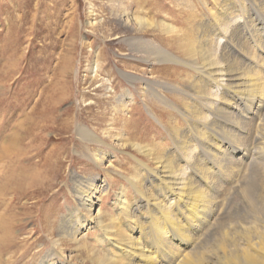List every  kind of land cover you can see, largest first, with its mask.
<instances>
[{"label": "rangeland", "instance_id": "374dc122", "mask_svg": "<svg viewBox=\"0 0 264 264\" xmlns=\"http://www.w3.org/2000/svg\"><path fill=\"white\" fill-rule=\"evenodd\" d=\"M218 1L225 10H219L215 0H0V136L13 130L23 134L16 123L29 113L41 118L42 106L57 121L39 135L44 144L35 143L19 161L24 174L15 200L11 201V194L0 197V237L4 235L3 217L13 214L14 219L7 242H0V264H48L47 259L54 256L56 264H94L98 256L124 261L114 246L100 242L103 232L99 229H84L78 243L59 235L61 221L77 216L90 221L97 216L119 232L129 233L131 218L119 206L123 194L137 214L148 212L135 186L144 190L152 184L146 170L159 168L156 158H175V147L189 127L179 113L188 105L180 98V87L195 76L183 63L190 60L188 38L199 32L197 27L213 25L214 16L224 23L234 17L230 25L236 30L251 21L261 26L264 37L256 11H247V5L237 10L230 0ZM124 9L153 25L134 31L120 20ZM253 43L258 52V43ZM260 44L264 46V39ZM160 51L179 62L159 61ZM8 57L14 59L13 66L2 67ZM125 72L136 80L126 79ZM128 91L132 100L124 110ZM49 101L58 105L51 106ZM263 122L264 116L260 125L251 124L245 131L256 129L250 133L252 150L243 157L242 185L226 177L219 180L217 175L221 185L213 195L221 212L216 221L224 234L253 225L264 232V215L255 217L242 187L243 183L250 185L258 171L250 196L264 204L259 194L264 187V159L255 148ZM80 123L91 126L104 143L83 142L76 133ZM118 138L121 145H117ZM213 139L210 148L216 142ZM144 149L152 155L142 153ZM96 152H105L111 163L107 158L103 164L94 162L92 153ZM192 154L202 153L197 147ZM206 161L213 170L214 163ZM5 162L0 158V182L9 173ZM97 177L104 179L108 191L86 211L81 206L85 179ZM199 182L203 181H195ZM199 187L206 189V185ZM214 230L199 237L198 231H189L194 247L179 249L186 253L203 248L207 255L212 241L209 234ZM196 241L202 245L198 247Z\"/></svg>", "mask_w": 264, "mask_h": 264}, {"label": "bare ground", "instance_id": "6f19581e", "mask_svg": "<svg viewBox=\"0 0 264 264\" xmlns=\"http://www.w3.org/2000/svg\"><path fill=\"white\" fill-rule=\"evenodd\" d=\"M230 1L237 5V10L239 8L243 10V6L247 5L245 7L247 11H256L264 25V7L260 6L264 5V0ZM215 3L219 10H225L224 3L218 0H215ZM119 15L121 22L134 31L153 25L146 19L132 16L127 9L121 10ZM233 20L234 17H231L230 21L224 23L218 16H214L213 25L197 27L195 30L199 32H196V35L193 32V36L188 38V42L191 43L187 52L190 60L183 63L188 64L195 72V76L186 81L183 88L180 87V98L188 105L179 113L189 127L186 130L187 135L182 137L175 147V158H156L159 168L153 171L152 168L146 170L152 184L144 190L135 186V191L142 197L148 212L137 214L136 209L127 203L122 192L124 197L119 199V206L122 212L131 218L129 233L119 232L97 216L96 218L93 216L95 220L90 221L83 217L78 219L77 216L69 222L63 217L60 236L68 235L70 240L79 243L84 237V229L88 231L96 228L103 232L100 242H108L124 256V261L120 263L112 256L105 258L98 256L93 260L94 264H264V232L253 225L239 226L232 232L224 234L226 231L223 233L220 222L216 221L221 211L213 193L221 185L219 180L225 177L232 184L242 185L240 179L244 169L243 157L249 155L252 150L250 133H253V129L256 130V124L258 126L260 118L264 116V46L260 44V39H264L263 29L249 21L240 30H236L230 25ZM167 26L170 27L168 24ZM254 41L258 43V52L255 51ZM159 54L161 55L159 61L174 60V56L167 52L160 51ZM174 62L179 61L175 59ZM2 64V67L9 68L13 66L14 59L8 57ZM122 74L130 81L136 80L129 73ZM131 96L132 93L128 91L126 93L128 101L123 104L124 110L132 100H129ZM49 103L51 106L55 105L54 107L58 105L56 102ZM44 108L42 106L39 110L41 118L36 119L29 113L26 118L16 123V126L24 131L23 134L13 130L8 135L3 132L4 134L0 136L2 140L0 158L8 162L9 166L7 167L9 173H6L0 182L1 198L11 194L9 195L11 201L15 200V195L21 189L20 178L24 174L21 175L19 171V161L31 151L35 143L39 146L44 144L43 136L39 135L52 127L51 122H57ZM251 124H254L255 128L253 126L250 132H245L250 130ZM261 125L255 148L259 157L264 159V122ZM76 133L83 142L104 143L89 125L77 124ZM213 138H216V142L210 148ZM120 141V138L116 140L117 145H121ZM135 146L138 148L139 144ZM197 147L200 153H204L203 157L202 154H192ZM142 153L152 155L150 149H144ZM92 154L94 162L98 164H103L106 158L111 163L105 152ZM205 154H208V158ZM206 159L214 163L213 170L211 163L207 164ZM175 160L177 161L174 163ZM139 163L141 162L138 161V165ZM232 164L233 169L230 170ZM256 173L259 176V172ZM152 175L153 177H150ZM217 175L221 178L219 179ZM257 175L251 177L250 185L243 183L242 187L247 192L244 195L251 204L253 214L260 217L264 215V204L254 201L250 196L254 193L252 185ZM261 176L264 177V171L261 172ZM198 180L203 182L197 185L195 181ZM85 183V190L80 191L83 193L81 206L90 211L108 189L104 179L99 177L86 178ZM200 185H206V189L199 187ZM259 194L264 200V187ZM98 213L99 210L95 215ZM12 215L3 217L5 221L1 220L3 221L1 228L3 227L4 231V235L0 237L1 244L6 243L8 236L11 235L13 227L11 223L14 221ZM215 222L219 225L217 226ZM211 230L214 231L209 234L212 241L207 255L202 251L204 246L200 247L201 251L190 249L186 253L179 249L194 247L195 241L192 240L189 231L193 233L198 231L199 237ZM228 237L229 241L224 240ZM196 244L198 247L202 245L197 241ZM54 258L47 259L48 264H56Z\"/></svg>", "mask_w": 264, "mask_h": 264}]
</instances>
